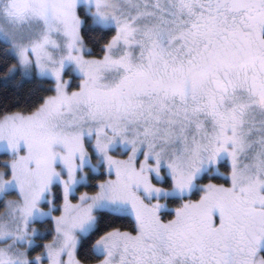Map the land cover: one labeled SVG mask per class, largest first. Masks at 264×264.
Listing matches in <instances>:
<instances>
[{
	"label": "snow or ice",
	"instance_id": "6c2138e0",
	"mask_svg": "<svg viewBox=\"0 0 264 264\" xmlns=\"http://www.w3.org/2000/svg\"><path fill=\"white\" fill-rule=\"evenodd\" d=\"M0 264H264V0H0Z\"/></svg>",
	"mask_w": 264,
	"mask_h": 264
}]
</instances>
